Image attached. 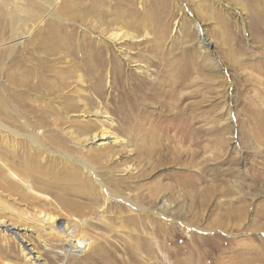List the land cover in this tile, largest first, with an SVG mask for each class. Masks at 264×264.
I'll return each mask as SVG.
<instances>
[{
    "label": "rangeland",
    "instance_id": "374dc122",
    "mask_svg": "<svg viewBox=\"0 0 264 264\" xmlns=\"http://www.w3.org/2000/svg\"><path fill=\"white\" fill-rule=\"evenodd\" d=\"M145 4L147 40L130 47L145 62L155 57L172 61L154 64L151 71H156V84L173 81L172 74L179 71L180 85L167 83L161 93L136 105L140 116L131 123L135 126L113 130L125 139L124 146L111 145L108 152L71 138L57 145V136L67 137L72 129L67 124L52 122L41 129L49 149L87 161L104 189L64 157L0 129V205L7 209L0 210V219L10 229L14 226L0 229V264H264V0ZM58 26L62 40L67 41L68 33L78 40L76 24ZM38 32L34 34L41 38ZM200 32L207 43L199 41ZM8 34L0 39V52L10 46ZM157 36L163 37L162 49L151 45ZM13 55L0 54V107L10 108L8 114L0 112V123L28 134L35 125L22 118L29 111L17 103L20 77ZM122 70L132 81L144 79L134 66L124 64ZM176 91L186 94L181 107L190 104L168 112L162 101ZM223 103L229 105L226 111ZM190 112L196 113L194 120ZM89 149L96 155L87 157ZM73 172L75 179L68 175ZM22 181L60 210L28 194ZM36 209L58 216V224L69 221L67 215L83 221L77 228L89 248L69 253L64 239L49 234L38 238L36 230L24 229V217ZM22 240L40 259L25 255Z\"/></svg>",
    "mask_w": 264,
    "mask_h": 264
},
{
    "label": "bare ground",
    "instance_id": "6f19581e",
    "mask_svg": "<svg viewBox=\"0 0 264 264\" xmlns=\"http://www.w3.org/2000/svg\"><path fill=\"white\" fill-rule=\"evenodd\" d=\"M145 2L147 0H138L142 5L137 8L133 0H0V39L5 38L8 33L10 38V46L0 54H14L16 60L13 61L16 62L17 75L20 77L17 103L22 111H29L22 118L31 120L35 125L28 134H22L1 123L0 129L12 136L28 139L40 150L64 157L87 172L104 189L100 176L87 161L70 157L61 150L49 149L42 142L40 131L46 130L52 122L60 126L67 124L72 129L67 131V137L57 136V145L62 147L71 138L84 145L96 143L100 150L108 152L111 145L124 146L125 139H121L113 130H122L126 124L133 126L131 123L140 116V110L134 109L136 105L161 93V88L167 83L173 87L180 85L178 77L176 78L179 71L175 70L177 74H172L173 81H157V84L155 80L158 78L154 76L156 71H151L154 64H171L172 61L155 57V61L145 62L140 59L139 52H134L130 47H139V42L147 40L148 9ZM59 22L76 24L80 29L78 40L75 41L71 33H68L66 42L62 40V35L58 32ZM43 23L45 25L41 28ZM194 25L200 29L199 24ZM35 30H39L41 38L34 34ZM157 37L151 45L162 49L163 37ZM199 41L207 43L202 32ZM18 45H21L19 49ZM39 52L57 56L47 59L39 55ZM62 52L65 56H61ZM124 64L134 66V71L144 79L132 81L122 70ZM79 82L84 84V89L76 88ZM143 90L147 91L145 96L133 98ZM184 99L186 94L176 91L166 96L162 103L169 106L168 112L185 110L190 103L181 107ZM110 104L115 106L111 107ZM228 106L223 103L222 109L226 111ZM0 112L10 113L9 106L6 104L3 108L0 107ZM82 117L86 118V123L80 120ZM195 117L196 113L190 112L189 118L194 120ZM192 132H197V129H192ZM114 152L115 150L112 153ZM84 154L90 158L96 155L92 149ZM68 175L72 179L77 178L74 176L76 172ZM22 184L28 194L41 199L43 204L51 205V209L60 210L47 195L37 192L32 184L27 181H22ZM0 210L7 209L0 205ZM29 216L24 217L28 223L24 229L33 232L36 230L38 238L41 234H49L64 239L70 244H65V251L69 253H81L89 248L87 237L77 228L84 223L78 218L67 215L66 220L69 221L64 219L58 224L59 217L43 209H36L34 215ZM0 227L2 231H6L10 224L5 219H0ZM12 228L14 226L8 230H13ZM14 234L18 233L14 231ZM22 242L24 253L29 259H40L38 251L29 242Z\"/></svg>",
    "mask_w": 264,
    "mask_h": 264
},
{
    "label": "built area",
    "instance_id": "2783aa9c",
    "mask_svg": "<svg viewBox=\"0 0 264 264\" xmlns=\"http://www.w3.org/2000/svg\"><path fill=\"white\" fill-rule=\"evenodd\" d=\"M69 246H70V244H68ZM72 253H74V252H72ZM76 253V252H75ZM82 253V252H81ZM76 254H78V253H76Z\"/></svg>",
    "mask_w": 264,
    "mask_h": 264
}]
</instances>
